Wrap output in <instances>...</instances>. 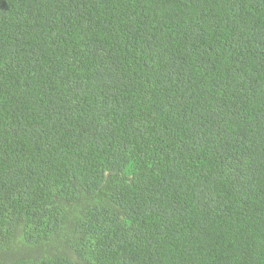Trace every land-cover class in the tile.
Masks as SVG:
<instances>
[{
    "label": "trees",
    "instance_id": "16d2710c",
    "mask_svg": "<svg viewBox=\"0 0 264 264\" xmlns=\"http://www.w3.org/2000/svg\"><path fill=\"white\" fill-rule=\"evenodd\" d=\"M0 264H264V0H0Z\"/></svg>",
    "mask_w": 264,
    "mask_h": 264
}]
</instances>
